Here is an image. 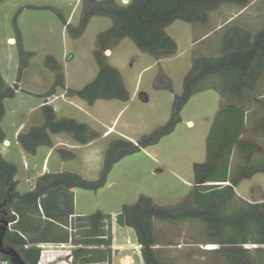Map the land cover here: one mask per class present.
I'll use <instances>...</instances> for the list:
<instances>
[{
    "label": "rangeland",
    "instance_id": "374dc122",
    "mask_svg": "<svg viewBox=\"0 0 264 264\" xmlns=\"http://www.w3.org/2000/svg\"><path fill=\"white\" fill-rule=\"evenodd\" d=\"M129 1L114 0L121 5ZM96 7L89 0L0 2V73L6 84L18 87L14 97L5 99V114L0 121V127L12 145L7 160L17 168L22 162L28 167L41 164L40 152L35 157L29 153L25 156L24 150L20 154L17 134L43 123L38 104L48 103V98H54L47 93L55 83L63 86L54 87L53 94L68 100L53 101L57 118H74L85 124L91 140L102 135L105 138L98 139L100 151L93 152L65 143V146L55 149L50 166L75 172L88 180L100 177L104 153L110 141L125 139L137 142L173 119V129L161 136L157 143L126 154L113 163L102 188L96 192L75 188V211L84 215L96 212L117 215L124 205L131 206L140 196H147L155 206L171 215L153 219L155 243L152 247L163 264H246L247 261L263 264V253L255 249H263L264 244L217 243L206 222L187 214L202 211L194 205L193 194L205 183L194 182V167L207 159L206 138L217 111L231 104L245 110L251 108L239 141H250L254 147L252 152L245 153L236 144L229 156L228 178L237 179L238 184L234 186L235 196L228 202L227 211L241 199L249 202L264 200V171L255 172L250 178L240 177L242 172H249L264 161V71L254 90L245 91L240 96L220 94L210 88L201 89L179 109L178 120L174 95L182 92L183 78L195 59L217 58L222 54V37L229 30L248 32L252 39L259 35L264 28V0H258L246 9L236 3L223 2L208 12L205 23L173 21L165 32L175 41L176 51L170 58L160 61L139 50L129 38L111 44L106 30L112 25V19L102 15L90 17L83 32L76 36L84 10ZM100 7L107 9L110 5ZM17 32L23 55L16 45ZM26 54L31 55L18 76L22 57ZM97 57L119 71L129 99L84 101V107L78 110L73 106L78 98L69 90L80 89L96 77L99 70ZM160 74L169 79L171 90L155 87ZM207 83L218 84L219 81L210 76ZM253 98L257 99L252 101ZM58 137L75 141L68 133H61ZM5 140L6 137L0 144V150L2 145H6ZM16 178L17 184L20 182L16 187L19 193L29 189L19 170ZM115 215H111L110 223L112 244L86 248L91 249L94 256L105 255V264H120V257L125 255L131 256L134 264H142V257L127 247L128 243H136L133 228L117 225ZM74 233L73 239H80L82 228ZM222 235L236 237L229 232ZM117 245L121 250H116ZM74 247L68 243L48 248L44 250L43 262L47 263L48 258L54 257L57 259L54 264H84L82 257L75 260ZM240 247L248 249L247 252L239 254L236 249Z\"/></svg>",
    "mask_w": 264,
    "mask_h": 264
},
{
    "label": "trees",
    "instance_id": "16d2710c",
    "mask_svg": "<svg viewBox=\"0 0 264 264\" xmlns=\"http://www.w3.org/2000/svg\"><path fill=\"white\" fill-rule=\"evenodd\" d=\"M89 1L98 7L84 10L76 36L83 32L90 17L102 15L112 19V25L106 30V36L111 44L129 38L139 50L150 54L156 60L172 56L176 51L175 41L165 32V28L173 21L205 23L208 12L223 2L236 3L242 7L251 2V0H130L127 4L121 5L114 0ZM102 5L110 7L104 9L100 7ZM16 45L19 53L23 55L19 32L16 33ZM221 53L217 58L199 57L194 60L183 78L182 92L180 95H174L175 104L178 105L175 112L176 120L179 119V109L191 95L201 89L210 88L220 94L235 96H240L244 91L254 90L256 81L264 71V28L254 39L248 32L239 29L229 30L228 34L222 37ZM29 55L31 54L22 57L18 76L26 66ZM97 59L99 70L96 77L80 89H70V94L87 103H94L97 100H128L129 93L119 71L99 57ZM210 76H215L219 83L208 84ZM56 86L62 87L63 84L55 83L54 87ZM155 87L171 90V83L167 77L160 74ZM53 88L47 95L53 94ZM17 89V85L6 84L0 73V121L5 114V99L14 97ZM40 109L43 123L17 134V140L25 152L34 154L39 146H51V134L68 133L79 144L91 140L92 136L87 135L88 127L85 124L73 118L58 119L53 107L48 103L42 104ZM244 123L243 107L231 104L218 110L206 138L207 159L194 167V182L205 183L193 194L194 205L202 211L187 215L199 217L206 222L210 234L217 239L215 241L217 243L230 241L229 243L264 244V201L249 202L241 199L239 204L227 211L228 202L235 196L234 186L238 184L237 179L228 178L229 156L236 144L241 152L245 153L252 152L254 147L250 141H239ZM174 124L175 120L172 119L166 126L155 130L149 136H143L137 142L125 139L110 141L104 153L103 169L96 180H88L75 172L65 170L46 172L36 179L29 191L24 193H19L16 189V165L0 154V229L4 220L9 224L1 238L4 247L17 251L25 263L36 264L43 258L44 250L35 246L24 248L25 244L69 243L76 246L72 251L75 260L82 257L84 264L98 261L105 264L107 262L105 255L94 256L93 251L86 247L112 244L111 215L101 212L75 215L73 189L82 188L96 192L105 185L106 176L113 163L126 154L157 143L161 136L173 129ZM4 139L5 134L0 127V144ZM250 170L242 172L240 177L250 178L255 172H263L264 161ZM121 212L124 214L125 225L133 228L135 232L136 243L142 246L144 264H163L152 247L155 243L153 219L171 217L169 211L155 206L151 198L142 195L133 205H124ZM106 227L109 229L106 230ZM77 228H82V235L80 239H73ZM223 232L235 234L236 237L222 235ZM247 250L242 247L236 249L239 254ZM255 251L263 253L261 262L264 264V248L257 247ZM0 257L5 255L0 253ZM54 260L57 259L54 258L51 263L44 264H54ZM246 264L256 263L247 261Z\"/></svg>",
    "mask_w": 264,
    "mask_h": 264
},
{
    "label": "crops",
    "instance_id": "0c3cea01",
    "mask_svg": "<svg viewBox=\"0 0 264 264\" xmlns=\"http://www.w3.org/2000/svg\"><path fill=\"white\" fill-rule=\"evenodd\" d=\"M256 2H258V0H251V2L249 3V4H247L245 7H243V8H248L249 6H251V5H254V4H256ZM205 36V35H204ZM204 36H202V38L204 37ZM171 56H169V57H165V58H161V59H159V60H157V61H160V60H163V59H166V58H170ZM57 87V86H56ZM58 87H60V86H58ZM63 89H66V88H63ZM245 92V91H244ZM243 92V93H244ZM53 96H54V98H48V104H50L52 107H53V109H54V111H55V114L57 113V111H56V108L53 106V101H56V100H59V99H61L62 101H64V102H66V101H68L67 99H66V97H61V98H57L56 97V93L55 94H52ZM60 96H61V94H59ZM69 99H71V98H69ZM73 99H74V97H73ZM257 98H253V100L252 101H254V100H256ZM75 100V99H74ZM6 102V101H5ZM5 102H4V105H5ZM84 101H82V100H80V99H77L76 100V103L78 104V105H76V103L74 104L73 103V106L74 107H76V108H78V110H80L79 109V107H81V108H83L84 107V105H85V103H83ZM39 105V108L41 107V105H42V103H39L38 104ZM251 108H246V110H245V125H246V121H247V116H248V113H250L251 112V110H250ZM69 118V117H68ZM74 119V118H73ZM1 124V123H0ZM244 133V130H243V132H242V134ZM4 134H6V133H4ZM61 135V133H58V134H51L50 135V137H51V141H52V145L51 146H39L37 149H36V151H35V153L33 154V157H35V156H38L37 154H39V152H40V156H42V162H41V164L40 165H35V164H33V165H30V167H28L25 163H23L22 162V165H19L18 166V168H17V173H18V170H19V172H20V174L21 175H24V179H25V182H27V184H29V189L28 190H26V191H29L32 187H33V185H34V183H35V181H36V179L39 177V176H41L43 173H46V172H50V173H55V172H61V171H64V170H58V169H56V168H54V167H51L50 166V160H51V158H52V156H53V153L55 152V149H58V148H61V146H65V143H69V146H71V147H76V148H87V149H89L90 150V152H93V151H96V150H99L100 151V145H98V139H100V138H105V136H100V137H98V139L97 140H89L87 143H85V144H79V143H77V142H75V141H72V140H70V141H72V142H70V141H68V139H66V140H63L62 139V137H58V136H60ZM5 137H6V140H5V144L6 145H2L1 147H2V150H0V154L2 155V157L4 158V159H8V157H6V156H9L10 157V155H11V152H12V150L10 149L11 148V143H10V140L7 138V135H5ZM55 138H59V139H57V140H55ZM67 138V137H66ZM9 144V145H8ZM13 148H15V147H13ZM17 148V147H16ZM19 152H20V154H21V152L23 153V149H22V147L20 146L19 147ZM25 156H26V154H27V152H24L23 153ZM56 156V155H55ZM55 158H57V157H55ZM7 161H9L10 162V160H7ZM13 163V162H12ZM28 168H29V170H28ZM32 175L34 176V178H32ZM17 176V175H16ZM16 180H17V178H16ZM20 184V182L18 181V184H17V186ZM25 191V192H26ZM73 192H74V189H73ZM24 193V192H23ZM260 201H264V200H259V201H257V202H260ZM74 212H75V215H84L83 213H77L76 211H75V208H74ZM111 215H115V214H111ZM114 225L115 224H113V227H114ZM113 243H114V241H113ZM116 248H118V245H117V247ZM117 250V249H116Z\"/></svg>",
    "mask_w": 264,
    "mask_h": 264
},
{
    "label": "built area",
    "instance_id": "2783aa9c",
    "mask_svg": "<svg viewBox=\"0 0 264 264\" xmlns=\"http://www.w3.org/2000/svg\"><path fill=\"white\" fill-rule=\"evenodd\" d=\"M8 226H9V224H8ZM56 245L57 246H61L62 244H58V243H37V244H34V245H32V244H25L24 245V248H28V247H31V246H35L37 248H40L43 251V250H46L48 248H52V247H54ZM127 247H129V249L132 248L131 250H134L139 256L142 257V255H141V250H142L141 244H138V243H134V244L133 243H128L127 244ZM117 250H121V247L118 246ZM43 259L44 258H41L40 260H38V262L36 264H44L45 262H43ZM48 259L49 260L47 261V263H51L54 258H48ZM119 262H120V264H134L133 259L131 258V256H128V255H125V256L120 257ZM0 264H12V262H11V260H10L9 257L5 256V257H0ZM142 264H144L143 259H142Z\"/></svg>",
    "mask_w": 264,
    "mask_h": 264
},
{
    "label": "water",
    "instance_id": "95a60500",
    "mask_svg": "<svg viewBox=\"0 0 264 264\" xmlns=\"http://www.w3.org/2000/svg\"><path fill=\"white\" fill-rule=\"evenodd\" d=\"M114 219H115V223L117 225H121V226H124L125 225V221H124V214L122 212H119L117 215L114 216ZM7 224H8V221L7 220H4L3 221V226L1 227L0 229V253L9 257L12 264H24L19 253L13 249H10V248H5L3 243H2V234H3V231L6 229L7 227Z\"/></svg>",
    "mask_w": 264,
    "mask_h": 264
},
{
    "label": "flooded vegetation",
    "instance_id": "af4514ba",
    "mask_svg": "<svg viewBox=\"0 0 264 264\" xmlns=\"http://www.w3.org/2000/svg\"><path fill=\"white\" fill-rule=\"evenodd\" d=\"M22 261H23V260H22ZM23 263H24V264H27V263H25L24 261H23Z\"/></svg>",
    "mask_w": 264,
    "mask_h": 264
}]
</instances>
